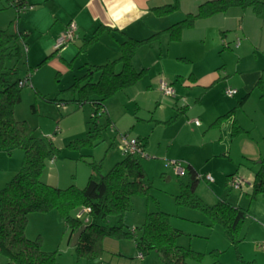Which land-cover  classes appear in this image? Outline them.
<instances>
[{
    "label": "rangeland",
    "instance_id": "obj_1",
    "mask_svg": "<svg viewBox=\"0 0 264 264\" xmlns=\"http://www.w3.org/2000/svg\"><path fill=\"white\" fill-rule=\"evenodd\" d=\"M34 7L41 12L38 21L33 19V8L20 11L17 18L15 9L7 7L6 0H0V30L12 23L10 31L26 34V52L22 49L20 58H6L3 63L6 69H16L17 74L12 79L23 80L30 75L37 84L40 82L38 95L30 83L21 88L14 118L25 120L34 129L35 136L51 138L56 149L53 161L45 165L42 182L56 184L58 188L70 185L83 188L90 174L89 163H98L100 174L104 175L123 158L121 148L125 140L148 137L140 163L152 184L150 197L133 196V210L124 219L129 228L135 229L136 236L140 234L145 214L160 210L169 215L171 227L178 231L176 243L202 254L199 262L189 264H264V249L259 247L264 243V195L250 200L244 191L252 182L248 179H252L256 162L261 159L252 156L264 157V88L256 87L242 104H237L243 96L233 82L237 49L231 45L232 50L220 52L212 46L214 40L209 36L202 42L182 39L174 44L179 48L173 49L169 40L159 46L163 35L151 45L139 47L135 57H139L140 63L136 68H146L143 77L105 101L107 109H101L95 119L97 128H102L101 137L91 147L76 149L70 142L85 138L89 129L93 130L92 106L88 103L78 106L70 101L76 95L63 87L72 83L49 64L51 57L37 67L51 52L47 51L49 31L55 26H52L54 20L49 11L54 9L55 12L57 6L46 0ZM223 65L221 80L207 93L203 87H186L191 72H203L209 67L216 70ZM249 67L250 64H243L240 70L246 71ZM160 82L171 86L175 96H164L159 90ZM228 88L238 93L227 97L224 91ZM53 98L56 101H48ZM198 99L200 103L196 102ZM172 100L180 102L179 108L188 107L186 116L178 114L179 108L173 109ZM228 113L229 117L218 118L216 122L218 116ZM108 116L112 120L109 125ZM195 120L199 121L198 126L194 125ZM213 121L216 123L211 124ZM232 123L237 127L234 135L230 133ZM23 155L20 149L10 154L0 149V157L4 156L0 159V189L19 170ZM173 162L191 163L200 176H211L212 182L200 180L195 191L204 203L213 205L225 200L248 208L256 216L243 222L236 246L229 244L222 226L202 211L177 205L175 198L181 184L186 182V175H178ZM229 174L241 178L240 190L229 189L226 183ZM52 211L55 214L51 211L30 213L25 236L30 240L40 237L42 250L56 252L58 264H87L76 257L58 212ZM73 214L86 219L80 209ZM117 256L106 253L100 259L103 264H109L110 260L116 262ZM146 260L160 264L154 252L144 256ZM4 262L0 255V264Z\"/></svg>",
    "mask_w": 264,
    "mask_h": 264
},
{
    "label": "trees",
    "instance_id": "obj_2",
    "mask_svg": "<svg viewBox=\"0 0 264 264\" xmlns=\"http://www.w3.org/2000/svg\"><path fill=\"white\" fill-rule=\"evenodd\" d=\"M179 1L173 0L171 4L152 8L151 12L157 17L170 15L178 10ZM260 1L202 2L194 13L187 14L182 20L145 39L138 40L125 36L119 43L120 55L117 59L102 65H85L87 70L84 76L74 80L65 91L76 95L70 101L78 106L85 103L93 106L91 122L94 127L93 130L89 129L85 138L71 141L70 146L76 149L93 146L94 141L101 137L102 128H97L95 119L100 116L99 111L103 108L104 102L143 77L146 68L136 69L134 65V57L139 47L151 45L163 34L167 35L169 41L178 42L183 31L192 28L197 20L223 13L233 7L241 9L251 7L258 12L263 4ZM6 4L7 7L15 9L17 18L20 7L32 6L26 0H20L17 4L7 0ZM9 28L10 25L7 29L0 30V149L7 153L20 149L24 155L19 170L0 189V255L5 259L4 264H58L56 252L42 250L40 237L30 240L25 236L30 213H47L52 210L58 212L64 229L69 234V240L83 227L73 248L76 257L84 259L87 264L103 262L100 258L105 253L103 244L105 239L132 240L142 257L155 252L160 264L199 262L201 253L176 243L178 231L171 227L167 213L160 210L147 212L140 226L139 236H136L135 229L129 228L124 222L126 214L133 210L131 202L133 196L150 197L152 184L140 163L142 156L124 155L104 175L100 174L98 163H89L90 174L83 188L74 185L58 188L42 182L41 176L45 165L47 161L54 159L56 149L51 138L35 136L34 129L25 120L14 118V107L20 102L22 87H19L18 82L21 79L13 80L12 77L17 74L16 69L14 67L6 69L3 63L6 58H20L22 49L26 51L27 45L26 34L10 31ZM103 31L109 34L114 32L110 28L98 26L88 39L83 40L78 48V54L84 53L94 44ZM54 54L56 51L42 59L37 67L43 65ZM94 75H97L96 79L93 78ZM48 101H56V98ZM222 117H229V113ZM107 122L109 125L108 118ZM234 124L232 135L237 133ZM135 140L144 152L147 138ZM256 165L251 192L248 195L250 200H254L258 195H264V157L256 162ZM184 168L186 182L181 184L180 193L175 198L177 205L202 211L214 223L222 226L229 244L236 246L239 242V229L250 216L248 210L225 200H218L213 205L204 203L195 193L200 180H204L203 176H200L190 164H186ZM79 209H89L86 219L83 220L73 214Z\"/></svg>",
    "mask_w": 264,
    "mask_h": 264
},
{
    "label": "crops",
    "instance_id": "obj_3",
    "mask_svg": "<svg viewBox=\"0 0 264 264\" xmlns=\"http://www.w3.org/2000/svg\"><path fill=\"white\" fill-rule=\"evenodd\" d=\"M26 1L28 4L33 6V19L34 21H38L41 18V12L38 10V8L35 10L34 5L39 3L42 4L43 1L46 0ZM51 1L55 2L57 8L55 12L54 9L49 11L50 16H52V19L54 20V24L52 26L55 27H52V29L49 31L50 34L47 51H51L50 54L54 51L53 45L56 38L65 30L67 24L70 21H73L76 24V37L72 42L68 43L64 48L60 49L58 52H56V54L51 56L52 59L49 61V64L57 70V73L60 74L62 78H67L71 81L70 83H73L74 80L80 79L84 76L87 70L85 65H102L107 61L117 59L120 55L119 43L122 42L125 36L138 40L145 39L152 34L163 31L172 24L182 20L187 14L194 13L200 3L208 0H180L178 11L163 17L155 16L151 12V9L171 4L173 3V0ZM260 2L263 4L260 6V10L258 12H255L251 7L244 9L233 7L223 13L215 14L206 19L197 20L192 28L183 31L181 37V40L184 39L190 41L191 39L202 42L207 39L206 36H209L212 40H214L212 46L220 50V52L225 50L230 51L232 50V47L237 49L236 63L233 67V82H235L236 86L243 93V96L239 100H242L240 104L245 101L253 89H256V87L259 86H261L262 89L264 88V0H261ZM98 26L110 28L114 32L109 34L107 31H103L94 44H92L84 53L78 54V48L82 45L83 40L88 39ZM159 40L160 42L158 43L160 46V44H167L166 42L169 39L165 34H163ZM181 40L178 42H181ZM236 40H239L238 47L234 46ZM178 42L171 41V44H173L171 46H174L173 49L179 48L178 45H174ZM168 46L170 47V44ZM50 54H47L46 56ZM46 56H44V58ZM138 63H140V60L139 57L136 56L134 57L135 68ZM248 63L250 64L249 70H240L243 64L249 65ZM223 67L224 65L217 68L216 70H213L209 67L203 72H191L185 82L186 87H203L204 93H207L209 89L213 88L214 85L221 80L222 71L224 74ZM96 77L97 75L93 76L95 79ZM29 82L34 92L40 93V82L37 84L35 79L31 77L29 78ZM223 83L226 82L223 81ZM63 88L67 89L65 87ZM174 100H172L174 103L173 106L175 105L173 109H178L180 102L177 103ZM239 101L237 103L238 105H240ZM196 102L200 103V99L196 100ZM159 104L160 103H158V105ZM103 105L104 106L102 109H107L105 102ZM187 109V106L180 107L178 114L185 115ZM92 112L93 106L92 109H90V114ZM224 115L218 116L216 119L218 120V118ZM107 118L110 120V123H112L111 118L109 116ZM214 123L216 122L213 121L211 124ZM232 125L233 123L231 124L230 133L232 131ZM145 138H147V140L144 152L148 144V137ZM3 157L4 156L0 157V159ZM252 157H255L256 159L262 158L260 154L253 155ZM186 164H190L198 172V170L191 163ZM230 175L232 174L227 175V177ZM251 178L252 179H248V181H253V174ZM44 183L59 187L56 184L47 182ZM248 186L249 187L244 190L246 196H248L251 192V184ZM243 209L248 210L250 214L248 218L256 217L249 211L248 208ZM50 213L55 214L54 211H51ZM61 224L63 226L62 221ZM68 241L71 242L69 239ZM103 244L105 249L104 254H112L114 252L117 253L115 255H119L117 256L119 259L116 262L110 260L109 264L152 263L149 260L144 261V257H142V259L138 258L139 252L137 251L135 243L132 240L105 239ZM103 263L104 262L101 264Z\"/></svg>",
    "mask_w": 264,
    "mask_h": 264
},
{
    "label": "built area",
    "instance_id": "obj_4",
    "mask_svg": "<svg viewBox=\"0 0 264 264\" xmlns=\"http://www.w3.org/2000/svg\"><path fill=\"white\" fill-rule=\"evenodd\" d=\"M9 1L13 4H17L20 0H9ZM19 9L20 11L29 10V9H32V6H28V7L22 6ZM75 31H76V24L73 21H70L67 24L65 30L56 38L55 43L53 45V50L58 52L60 49L64 48L68 43L72 42L76 37ZM234 46L235 47L239 46V40H236ZM29 78H30V75H27L25 79L20 80L18 82L19 87L27 86L30 83ZM159 90L164 96H169V97L174 96V93H175L174 89L171 86L163 82H160ZM236 93H237L236 90L229 89V88L224 91V94L227 97H233L236 95ZM194 124L198 126L199 121L195 120ZM124 142H125V145L121 148L123 155L144 156L143 155L144 152L139 147V143L136 140H129V141L125 140ZM50 161L52 162L53 160H50ZM172 164L175 168V172L178 175L180 176L185 175V168H184L185 165L184 164L180 162H173ZM203 178H204V181L206 182L213 181L211 176L209 175H205L203 176ZM226 183L230 190H240L242 186V180L238 175H231L230 177H228ZM81 212L87 215V213L89 212V209H82ZM76 216L80 217L79 215H76ZM259 247L261 249H264V243H262ZM138 258L142 259L141 254L138 255Z\"/></svg>",
    "mask_w": 264,
    "mask_h": 264
},
{
    "label": "water",
    "instance_id": "obj_5",
    "mask_svg": "<svg viewBox=\"0 0 264 264\" xmlns=\"http://www.w3.org/2000/svg\"><path fill=\"white\" fill-rule=\"evenodd\" d=\"M83 231V227L82 228H80L73 236H72V238H71V246L72 247H75L76 246V244H77V241H78V238H79V236H80V234H81V232Z\"/></svg>",
    "mask_w": 264,
    "mask_h": 264
}]
</instances>
